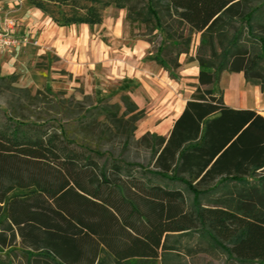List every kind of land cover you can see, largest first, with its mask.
<instances>
[{
  "label": "trees",
  "instance_id": "1",
  "mask_svg": "<svg viewBox=\"0 0 264 264\" xmlns=\"http://www.w3.org/2000/svg\"><path fill=\"white\" fill-rule=\"evenodd\" d=\"M29 3L63 28L92 29L104 9H125L129 23L158 34V52L172 48L174 69L198 36L189 58L197 87L167 138L147 132L135 141L149 150L143 165L125 158L144 115L126 94L89 105L49 94L53 113L35 119L14 104L0 123V247L10 232L35 264H188L197 253L264 264V116L226 106L216 87L232 72L264 88V0ZM16 78L0 83L26 93L10 87Z\"/></svg>",
  "mask_w": 264,
  "mask_h": 264
},
{
  "label": "rangeland",
  "instance_id": "2",
  "mask_svg": "<svg viewBox=\"0 0 264 264\" xmlns=\"http://www.w3.org/2000/svg\"><path fill=\"white\" fill-rule=\"evenodd\" d=\"M29 1L30 0H14V3H16V5H14L13 7L14 10L19 9L24 5L27 8L33 9L34 7L29 3ZM58 11L59 14L57 16L60 15L62 10L59 9ZM125 12V9L119 10L111 5L101 12L102 20L100 24H97L92 29L88 28V26L87 28L83 29L87 32L90 40L106 44L113 48L112 53L115 54L114 57L117 58V61H119L116 62V65H125L124 69H127L129 65H131L132 67L134 66V60H132V57H134L135 59H140L142 57L143 61H151L153 63L156 62L155 60H152L154 59V57L158 59H164L169 62V64L166 65V68L161 67L159 64H157V62L156 64L159 65L161 71H163L162 73L164 74L165 82L169 84L172 83V81L176 82L178 83V85H180L182 90L186 85L192 87V89H195V87L197 86L196 81H181L182 77L178 76V73L180 72L181 65H183L184 63H189V58L194 56L193 54L195 46L198 43V36L192 37V43L188 54L180 55V57L177 59L179 67L177 69H174L172 68L173 62H170L171 60L175 59L174 51L172 50V48L170 47L163 52H158V46L160 44V38L158 34H150V29L141 23H129L126 20ZM35 16L41 19L40 21L41 23H43V27H47V29L50 30V37L52 39L56 38L59 41H64L65 39H68V35H70L69 33H71V35L73 36L75 35V31L77 33H80L82 30V27L80 26H70L69 28L58 27L56 24L52 23L50 18L42 12H40V14L38 13L32 15V17ZM10 19L12 18L5 17L3 22ZM56 27L58 28L56 29ZM53 29L57 32L54 33ZM139 41L148 44L146 53L140 52L138 49H136V45ZM49 60L51 61V64L53 63V67L55 66L56 68L60 69L59 64L56 63L57 59L55 58V56H50ZM120 62H123V64H121ZM34 67H42L44 70H48L47 60L40 57L34 64ZM196 71L197 70L188 69V72L192 74H196ZM58 73L63 77V79L60 80L62 81L61 84H63V86L61 87L60 85H56L54 87L52 84L46 83L45 85L48 86V89H46L45 85L36 87L29 74L22 75L19 74L16 70L13 71L11 74L17 75V78L16 81L10 85V87L21 90L27 89V92L22 93L21 91H17L15 89H8L0 83V123L5 121L4 116L6 115V113L11 111L14 104H18V107H16L15 111L16 114H21L23 116L28 115L32 119H35L37 117H44L46 116V114L51 115L53 111L50 109L51 103L49 101L51 96L49 94L55 95L58 92H64L63 95L59 93L58 95L65 99L71 98L75 101L85 102L86 105L93 104L95 102L94 100L98 98H105L108 104L120 103L119 97L124 94L123 88L119 86L110 87L109 91L104 92V94L102 89H100L99 87H95L92 89L90 86H93V80L91 79L89 70L87 71L88 76L85 77L84 75L83 81L81 80V78H74L71 75H66V73L62 72V70H59ZM0 76L9 75L5 74V72L0 68ZM143 77L145 79L143 83L138 80V83L136 81L132 83V88L136 90L135 95H133V97H130L129 94H127L130 99L135 102V104H138V110H142L144 115L141 120L135 123L136 130L133 132L132 142L129 147L128 153L125 156L128 161L130 160L142 165L146 164L150 159L149 150L143 145L135 143V141H137L140 137H142L143 134L147 132L152 134V131H154L156 125L159 124L165 118V116H174L176 112V110L170 103V101H173L172 98L174 97L173 95L175 92V88L173 90L165 88L164 86L163 88L162 85H157L156 83L154 84L153 82H151V80L145 75H143ZM86 95L90 96L89 100H84V97ZM99 120L101 121L102 118H99ZM94 134L93 138L98 135V131ZM88 138H92V134H90ZM122 140L123 138L118 137L115 138L114 142L112 143L114 144L112 150L114 154H117L120 151L122 146V144L120 143ZM102 150H111V147L110 145L105 144ZM15 193H22V191L15 190L10 193V195H15ZM1 229L2 226H0V232ZM5 233L6 242L4 246L0 247V261H10L11 264H26V260H30L32 261V264H35L33 262L34 259H36L35 256H24L18 250V236L11 240V233ZM38 261L40 262L39 264H44L43 261ZM186 263L223 264V258L219 255L211 256L207 254L202 255L197 253L189 255V257L186 258Z\"/></svg>",
  "mask_w": 264,
  "mask_h": 264
},
{
  "label": "crops",
  "instance_id": "3",
  "mask_svg": "<svg viewBox=\"0 0 264 264\" xmlns=\"http://www.w3.org/2000/svg\"><path fill=\"white\" fill-rule=\"evenodd\" d=\"M14 5H16L14 0H0V26L3 24L5 17H11L15 20L14 34L16 36H26L30 40H36L38 45L33 46L31 43H26L22 47L1 53L0 68L5 74L10 76L16 70L22 75L29 74L36 87L46 83H50L54 87L56 85L62 87L63 84H61L62 81L60 80L63 77L58 73L59 70H62L68 76L81 78L82 81L84 75L85 77L88 76L87 71L89 70L93 80V86H90L92 89L99 87L104 94V92L109 91L110 87L119 86L123 88V93L129 94L130 97H133L136 92L132 88V83L137 82V80L143 83L145 80L143 75H145L154 84L162 85V87L164 86L171 90L175 88L173 101H170L176 110L174 116H165L152 131V134H157L163 138L168 137L173 121L181 114L180 112L185 102L193 94L197 86L192 89V87L186 85L182 90L176 82L172 81L170 84L173 86L170 85L164 81V74L159 65L156 62L143 61L142 57L140 59L132 57L134 66L131 67L129 65L127 69H124L125 65H116V62L119 61L114 57L115 54L112 53L113 48L90 40L87 32L83 29L87 28L85 24L79 25L82 27L80 33L75 31L73 36L69 33L68 39L64 41H59L56 38L52 39L50 30L47 27H43L41 19L36 16L38 19L32 17V15L40 14L41 11L39 9H30L24 5L14 10ZM71 26L74 27V25ZM53 31L54 33L57 32L54 29ZM147 47L148 44L142 41H139L136 45V49L143 53H146ZM50 56H55L57 59L56 63L59 64L60 69L53 67V63L51 64L49 60ZM40 57L47 60L48 70H44L42 67H34ZM120 63L123 64V62ZM188 69L197 70L196 62L190 61L181 65L178 76L182 77L181 81L195 82L198 70L196 74H192L188 72ZM218 83L219 87L218 84L216 87L222 91L223 102L226 106L236 110L249 109L257 111L264 116V88L245 83L242 73H223ZM136 105L138 104L136 103Z\"/></svg>",
  "mask_w": 264,
  "mask_h": 264
},
{
  "label": "built area",
  "instance_id": "4",
  "mask_svg": "<svg viewBox=\"0 0 264 264\" xmlns=\"http://www.w3.org/2000/svg\"><path fill=\"white\" fill-rule=\"evenodd\" d=\"M15 22L13 19L5 20L0 26V54L22 47L26 43L37 46L36 40H30L26 36H16L13 32Z\"/></svg>",
  "mask_w": 264,
  "mask_h": 264
}]
</instances>
